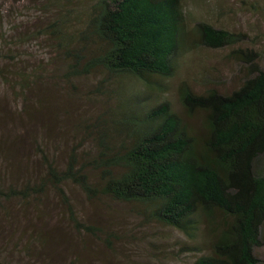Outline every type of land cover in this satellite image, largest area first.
<instances>
[{
    "label": "trees",
    "instance_id": "trees-1",
    "mask_svg": "<svg viewBox=\"0 0 264 264\" xmlns=\"http://www.w3.org/2000/svg\"><path fill=\"white\" fill-rule=\"evenodd\" d=\"M183 1L93 0L80 30L62 33L53 25L58 47L74 60L69 76L102 68L116 79L139 81L146 91L117 88V111L110 121L111 115L96 121V154L80 157L72 150L59 169L38 148L43 173L32 183H0V208L12 200L40 206L33 200L52 190L74 227L93 233L74 216L62 188L70 182L88 200L143 204L150 220L201 245L193 248L200 256L191 264H261L254 248L262 245L264 222V63L254 67L255 55L235 50L249 71L232 92H195L184 83L176 93L180 111L167 99L159 101L164 81L186 54L242 41L207 22L189 26ZM193 118L197 129L190 126ZM1 217L9 219L10 209Z\"/></svg>",
    "mask_w": 264,
    "mask_h": 264
},
{
    "label": "rangeland",
    "instance_id": "rangeland-1",
    "mask_svg": "<svg viewBox=\"0 0 264 264\" xmlns=\"http://www.w3.org/2000/svg\"><path fill=\"white\" fill-rule=\"evenodd\" d=\"M92 2L0 0V183L37 179L44 170L38 148L59 169L72 150L80 157L96 154V121L111 115L110 121L117 111V88L146 91L139 81L116 79L102 68L68 75L74 60L58 47L53 25L62 33L80 30ZM182 7L189 26L207 22L241 35L242 41L223 49L199 48L179 60L158 96L171 101L176 111L181 84L195 92L214 89L223 94L240 85L249 64L239 62L233 51L255 55L254 67L264 63V0H184ZM189 123L198 128L196 118ZM259 161L263 166L264 155ZM62 188L76 220L94 232L77 230L52 190L33 200L40 206L12 200L0 208V259L24 264H191L200 256L193 249L198 242L150 220L143 204L88 200L70 182ZM8 209L10 218L1 217ZM260 231L262 245L254 248V255L264 264V222ZM37 235L39 241L33 239Z\"/></svg>",
    "mask_w": 264,
    "mask_h": 264
}]
</instances>
